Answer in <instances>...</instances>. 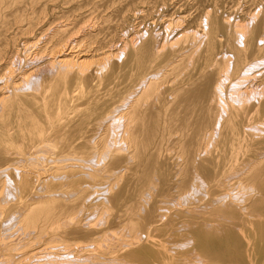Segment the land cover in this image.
Returning <instances> with one entry per match:
<instances>
[{
	"label": "bare ground",
	"instance_id": "obj_1",
	"mask_svg": "<svg viewBox=\"0 0 264 264\" xmlns=\"http://www.w3.org/2000/svg\"><path fill=\"white\" fill-rule=\"evenodd\" d=\"M42 3L0 0V264H168L158 234L243 214L264 261V14L250 27L209 10L171 40L144 29L91 56L65 55L81 42L61 26L48 60L16 70L12 29L29 32ZM195 239L247 264L231 230Z\"/></svg>",
	"mask_w": 264,
	"mask_h": 264
},
{
	"label": "rangeland",
	"instance_id": "obj_2",
	"mask_svg": "<svg viewBox=\"0 0 264 264\" xmlns=\"http://www.w3.org/2000/svg\"><path fill=\"white\" fill-rule=\"evenodd\" d=\"M42 4H47V5L42 6V7L38 6L36 8L29 7L28 13L30 14V18L33 19V25L31 26L29 32L27 33L23 32L21 29H18L17 26H14V28L12 29V33H11L12 35L10 36L12 45H11V48L9 47L11 52L8 54V57L12 58L11 61L14 62L13 64L16 63L14 65L16 70H18L19 68V70L28 71L32 68L33 65L35 66L36 64L32 60L34 58V55L38 53L40 49H43V51L45 50L46 51L42 52L38 59L42 57L41 61L48 60L51 57L50 53L52 52L51 49L53 48L54 42H56L57 40L56 38L58 37V36L52 37V34H54L57 30H59L61 26L63 27L68 26V28L71 29V28H74L76 25V28H74L73 30L74 33L73 34L71 33L72 35H71L70 40L75 39L81 42L79 44L80 47L78 46V48L74 49V51H71V47H70L68 50H66V52L64 51L65 52L64 54L67 55L70 53L72 54L74 53V56H76L78 52L88 51L86 55L90 54L89 56H91V55L100 54L103 51L108 50L111 44L110 43L108 44L107 41L108 42L109 40L113 41V43H115L119 47L125 42V39L127 40V37H129L130 34L135 33V32L139 33L138 31L140 32L143 31L142 33H144L145 32L144 29L148 31V32L146 31L147 35L149 33L151 34L152 31L153 33H156L161 30L160 34L162 33L161 34L162 36L160 39H163V41L171 40L173 37H175V35L179 31L181 32V30L182 31L187 30L190 27V25L193 27V29L195 27L198 29V24H200V22L204 20L203 18V15L205 16L204 13H206L209 10H214L220 15L222 14L221 16L230 19L231 22L232 21L238 22L239 20L242 22L244 21L242 19L245 18L247 19L245 22L249 23L250 27L253 26L254 24H255L254 25L255 27L258 24H260L259 20L263 19L262 17L264 14V0H56L54 2H50V0L48 1L43 0ZM255 13H258V14L260 13V15L257 16V19L255 21L251 22L250 18ZM174 18L175 19L177 18L176 19L177 21L181 18V24H180L181 27L177 28L178 26H176L175 24L177 21ZM168 21L169 23H167ZM151 24H154V25L151 26ZM167 24H170V26L165 27L167 26ZM174 24L175 26H173ZM163 26L164 28H162ZM186 26L188 28H186ZM148 27L149 28L151 27L152 30L151 29L149 30ZM26 28L27 27H25V29ZM153 28L155 30H153ZM165 29H167L166 33H165ZM169 32H170V35H169ZM95 33L97 36L95 35ZM171 33H175V34L171 36L172 35ZM88 34H91L92 38L91 36H89L90 38L89 39ZM166 35H168V37ZM50 37L52 38V40L49 39ZM83 37H87V38H83ZM117 40L119 41V43ZM107 44L108 46H106ZM54 51L55 50H53V53L55 54ZM15 56L16 57L18 56L19 59H16ZM6 62H8L7 59H6ZM6 62L5 60L0 61V67H1L0 71H2L1 69L5 67ZM21 62L23 63V67H22ZM24 63L26 64V66ZM41 63L42 62H40V64ZM92 67L93 65H91V68ZM4 72L5 71H3L2 73L0 72V81L2 80L1 82H3V79L5 77L3 76ZM73 86H71L72 88H70V90L76 89V85H73ZM72 115L71 116L68 115L67 117H72ZM259 138H256L257 139L255 140L256 143L262 141L261 139L262 137L260 138V141H259ZM247 190L248 192L251 191L249 188ZM256 221H258V219H256L255 217L250 216L248 214H243L237 220L213 221L209 225L210 227H206V223L202 221L185 222V223H180L178 225V227H181L182 225L184 226L181 229V231L171 233L169 237L167 235L166 236V238L168 237L167 239H165L164 237L165 235L163 236V234L156 233L154 241L157 240L158 238L157 236L160 235L158 239L160 242L163 241V243H161L163 245L162 251L165 250L164 252L166 253L163 252V254H165L166 257L168 256V260H169L168 264H198L199 261L200 262L202 261L199 264H236V262L233 259L224 262V261L216 260L215 258H212L208 255L202 254L200 249L197 246L196 239H195V235L197 233L223 237L228 230H231L239 237V242L241 245V249L243 251L244 261L247 264H253V259H254V264H264V261H260L258 257H253L251 255V249H252L253 243H251V240L248 238L249 236L247 237V230L249 228V225L252 222H256ZM259 221L263 222L264 217H262L261 220ZM161 235L164 237L165 240H163V237H161ZM160 237L162 239H160ZM147 241L143 240L135 244L133 243V245L127 247L126 250L125 249L124 250L127 251L128 249V252H129L130 250L135 251L137 249L140 250L141 248H144V247H150L152 244L148 243L149 241L148 242ZM157 242L158 241H156V243ZM172 244L174 245V247L172 246ZM165 245L167 249H164L166 248ZM168 245L171 246L172 248L169 247ZM169 248H171V250ZM123 251H121L122 253L120 252L121 255L126 253V252L124 253ZM118 253L117 255L120 256L119 255L120 253L119 254ZM198 255H200L199 258H198ZM193 256H196L197 260ZM200 258H202L203 260L202 259L199 260ZM195 261L198 263H196ZM118 263L122 264L123 262L122 263L117 262V264ZM131 264H142V263L135 262Z\"/></svg>",
	"mask_w": 264,
	"mask_h": 264
}]
</instances>
